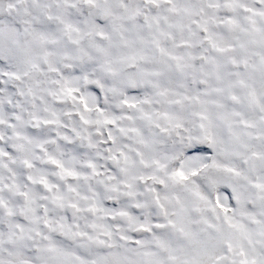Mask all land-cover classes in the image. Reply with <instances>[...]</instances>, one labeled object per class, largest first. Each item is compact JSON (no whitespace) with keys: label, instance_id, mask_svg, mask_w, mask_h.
Instances as JSON below:
<instances>
[{"label":"snow or ice","instance_id":"obj_1","mask_svg":"<svg viewBox=\"0 0 264 264\" xmlns=\"http://www.w3.org/2000/svg\"><path fill=\"white\" fill-rule=\"evenodd\" d=\"M0 264H264V0H0Z\"/></svg>","mask_w":264,"mask_h":264}]
</instances>
